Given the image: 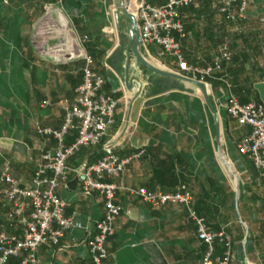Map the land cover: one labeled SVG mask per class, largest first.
<instances>
[{"label":"crops","instance_id":"crops-1","mask_svg":"<svg viewBox=\"0 0 264 264\" xmlns=\"http://www.w3.org/2000/svg\"><path fill=\"white\" fill-rule=\"evenodd\" d=\"M167 2L150 0L157 7ZM118 4L0 0V228L22 235L21 227H6L4 166L10 165L21 188H33L42 155L56 146L37 128H61L60 102L75 100L86 51L105 80L102 93L118 101L115 124L99 147L70 159L57 195L66 202V217L73 218L74 227L59 246L38 249V264H94L88 242L105 204L99 194L84 191L83 173L109 153L126 158L140 151L144 155L122 176L107 180L118 186L115 203L123 212L104 264H201L207 248L187 207L153 208L130 194L141 188L172 194L181 186L208 230L231 238L232 264H264V179L238 152L252 130L240 127L224 109L230 97L241 104L261 102L255 86L264 83V0H253L246 19L236 22L219 13L217 0H194L181 11L184 37H174L190 65L204 68L222 50L230 54L217 79L200 85L180 73L175 58H160L156 45H142V58L160 72L189 81L146 68L133 53L129 21L119 16ZM75 137L71 132L66 144ZM225 165L238 177L239 193ZM215 248L221 255L222 246L216 243ZM24 256L9 264H21Z\"/></svg>","mask_w":264,"mask_h":264},{"label":"built area","instance_id":"built-area-1","mask_svg":"<svg viewBox=\"0 0 264 264\" xmlns=\"http://www.w3.org/2000/svg\"><path fill=\"white\" fill-rule=\"evenodd\" d=\"M253 0H217V8L231 22L246 19L248 8ZM194 0H168L167 4L157 7L150 0H128L127 10L138 24L144 46L156 45L160 48L159 57L175 58L179 71L195 82H207L216 79L222 73V61H229L226 50L214 57L213 62L204 68L190 65L184 58L181 44L175 34L184 37L181 11L192 6ZM264 22V18H262ZM88 40L83 38L82 43ZM84 62L83 79L76 91L73 102L61 101L64 122L59 130L38 129L39 134L52 137L56 146L52 152L42 155L32 189L21 188L11 176L9 164L4 166L1 183L3 201L8 207L6 227H21L22 235L8 234L0 228V264H9L10 259L23 253L21 264H38L37 253L41 246H59L61 240L74 227L73 218L66 217L67 204L57 191L67 179L68 163L83 149L99 147L106 138L109 129L115 124L118 101L102 93L105 80L94 70V59L86 51L82 52ZM224 109L240 127H250L251 134L238 146L241 156L250 160L264 179V104H241L230 97ZM74 132L75 142L68 146L66 137ZM144 151L126 158L109 153L96 163L88 166L83 173V189L86 193L99 194L105 204L104 214L96 224L95 233L88 242L89 253L94 264H104L108 258L107 243L115 234L117 219L123 208L115 203L118 186L107 180L122 176L127 168L144 155ZM142 203L153 208L166 205H184L190 217L197 224L198 239L206 245L207 251L201 264H232L233 243L225 233H213L208 230L205 221L192 210V196L186 187H179L175 193L150 192L144 188L131 190ZM29 209V213H27ZM222 246L221 255H216L215 244Z\"/></svg>","mask_w":264,"mask_h":264},{"label":"water","instance_id":"water-1","mask_svg":"<svg viewBox=\"0 0 264 264\" xmlns=\"http://www.w3.org/2000/svg\"><path fill=\"white\" fill-rule=\"evenodd\" d=\"M127 0H119V4L116 6V10L119 11V16L126 18L129 21V27H130V35H131V44H133V53L137 56V58L140 60V62L149 70H151L152 72L162 75V76H169V77H175V78H179V79H184V80H188L185 78H182L180 76H176V75H172V74H168V73H164V72H160L159 70H157L156 68H154L153 66H151L150 64H148L140 55L139 53V48L142 47L143 42L141 39V35L139 32V28H138V24H137V20L136 18L131 15L128 10H127ZM189 81V80H188ZM192 81V80H191ZM197 85H200L199 82H195L192 81ZM255 89L259 92L260 95V100L261 102L264 104V83L258 84L255 86ZM227 170L230 171L231 175L233 176V179L235 181V186H236V190L239 193L240 191V182L238 177L236 176L235 172L227 165H225Z\"/></svg>","mask_w":264,"mask_h":264},{"label":"trees","instance_id":"trees-1","mask_svg":"<svg viewBox=\"0 0 264 264\" xmlns=\"http://www.w3.org/2000/svg\"><path fill=\"white\" fill-rule=\"evenodd\" d=\"M90 56H91V55H90ZM94 65H95V61H94ZM218 75H220V74H217V75H216V79H217V76H218ZM243 103H244V102H243ZM244 104H245V103H244ZM244 104H243V105H244ZM256 104H263V103H261V102L259 101V102L256 103ZM245 105H247V104H245Z\"/></svg>","mask_w":264,"mask_h":264}]
</instances>
